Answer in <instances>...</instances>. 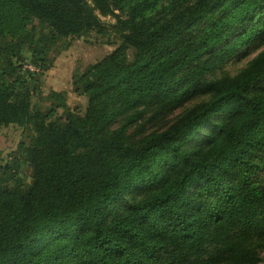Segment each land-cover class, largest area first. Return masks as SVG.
<instances>
[{"label": "trees", "instance_id": "16d2710c", "mask_svg": "<svg viewBox=\"0 0 264 264\" xmlns=\"http://www.w3.org/2000/svg\"><path fill=\"white\" fill-rule=\"evenodd\" d=\"M99 13L116 18L121 43L81 75L86 112L55 116L58 91L50 110L34 107L27 57L50 70L70 37L101 26ZM261 39L264 0H0V131L35 124L0 173V264H256L264 89L251 91L264 52L236 77L207 75ZM204 93L212 99L166 129L128 133ZM209 122L205 147H188ZM22 159L31 181L16 183ZM138 186L151 192L127 198Z\"/></svg>", "mask_w": 264, "mask_h": 264}, {"label": "rangeland", "instance_id": "374dc122", "mask_svg": "<svg viewBox=\"0 0 264 264\" xmlns=\"http://www.w3.org/2000/svg\"><path fill=\"white\" fill-rule=\"evenodd\" d=\"M93 4V0H88ZM119 13V11H116ZM101 26L85 32L83 35L70 37L69 45L66 49L54 52L52 54L54 61L52 68L43 74L39 70L35 72L38 78L36 90L33 92L32 104L41 111H48L52 104L55 103L53 97H49L52 91L63 92L66 100L65 107H58L55 116L64 118L65 111L69 110L80 115L86 112L89 98L83 90L81 75H87L88 69L94 64L104 60L111 54L121 43L114 25L117 23L113 15L98 14ZM264 52V39L255 41L241 49L233 58L226 61L223 65L218 66L210 72L207 77L210 80L223 78H233L247 68L261 53ZM30 58L27 57L28 62ZM24 64V65H25ZM24 70L25 67H23ZM38 69V68H37ZM24 72V71H23ZM264 82L257 83L251 93L255 94L264 89ZM211 93L198 94L176 107L168 114L149 112L146 119L138 121L137 124L129 127L128 133L135 139L143 137L153 131L163 130L183 117L188 112L196 109L202 103L212 99ZM225 117V116H224ZM224 117L215 116L213 120L223 121ZM115 124L112 128L118 126ZM213 128L208 125L202 130V134L190 141L187 146L191 149H203L205 147L206 133ZM35 134V124L12 123L5 126L0 131V173L6 164H13L16 158L23 157L19 151L22 142H28ZM31 166L26 160H21L19 165L14 168L13 181H31ZM12 176V175H11ZM257 178L264 183V169L258 172ZM12 181V182H13ZM11 182V181H10ZM147 186L136 187L130 190L126 197L130 200H141L151 191ZM126 203L121 201L122 211L125 210ZM256 264H264V250H259V261Z\"/></svg>", "mask_w": 264, "mask_h": 264}, {"label": "built area", "instance_id": "2783aa9c", "mask_svg": "<svg viewBox=\"0 0 264 264\" xmlns=\"http://www.w3.org/2000/svg\"><path fill=\"white\" fill-rule=\"evenodd\" d=\"M24 67H25V69H28V70H30V71H36V70H38L37 67L34 66V65L31 64V63H26V64L24 65Z\"/></svg>", "mask_w": 264, "mask_h": 264}, {"label": "snow or ice", "instance_id": "6c2138e0", "mask_svg": "<svg viewBox=\"0 0 264 264\" xmlns=\"http://www.w3.org/2000/svg\"><path fill=\"white\" fill-rule=\"evenodd\" d=\"M262 83H264V82H262ZM208 127H209V128H211V127H212V125H211V122H209V125H208Z\"/></svg>", "mask_w": 264, "mask_h": 264}]
</instances>
